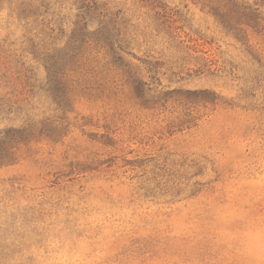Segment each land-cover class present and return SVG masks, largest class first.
Listing matches in <instances>:
<instances>
[{"label": "rangeland", "instance_id": "374dc122", "mask_svg": "<svg viewBox=\"0 0 264 264\" xmlns=\"http://www.w3.org/2000/svg\"><path fill=\"white\" fill-rule=\"evenodd\" d=\"M11 1L0 95L14 104L0 127L58 131L0 165V264H264V21L238 35L192 0H162L172 24L145 0H103L127 21L150 102L93 48L64 110L17 77L14 55L31 58L42 25ZM51 2L71 30L76 0Z\"/></svg>", "mask_w": 264, "mask_h": 264}, {"label": "trees", "instance_id": "16d2710c", "mask_svg": "<svg viewBox=\"0 0 264 264\" xmlns=\"http://www.w3.org/2000/svg\"><path fill=\"white\" fill-rule=\"evenodd\" d=\"M156 10L158 19L163 23L171 22L172 9L162 0H145ZM201 4L228 30L238 35L244 32V26L260 31L264 21V1L261 0H192ZM0 0V11L4 3ZM51 0H17L14 11L25 20L42 25V33L30 36L28 50L31 58L15 56L17 77L25 80L30 94L45 90L51 94L57 105L64 109L70 101V71L80 68L86 54L93 48L104 51L109 62L120 68L131 85L134 96L142 103L150 102L153 91L151 83L145 80L133 65L132 58L137 55L132 47L127 21L121 17L120 10H113L103 0H76L78 13L71 30L63 25L64 18L53 20L60 13L51 8ZM11 6V5H10ZM52 12V13H51ZM52 14V18L48 15ZM55 19V18H54ZM55 21L57 27L52 24ZM33 28V27H32ZM44 36H40V35ZM40 37V38H39ZM44 68L45 78L40 79L37 70ZM37 68V70H36ZM8 71V70H7ZM7 71L1 73L7 78ZM14 101L0 95V118L13 109ZM27 120L22 126L0 127V165L14 160V148L20 142L41 135L54 136L58 130L47 121Z\"/></svg>", "mask_w": 264, "mask_h": 264}]
</instances>
